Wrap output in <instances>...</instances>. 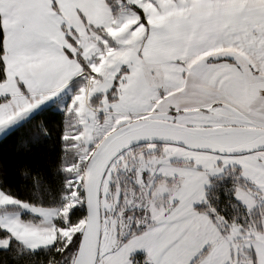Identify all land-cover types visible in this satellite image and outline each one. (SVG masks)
I'll return each instance as SVG.
<instances>
[{"label": "snow or ice", "instance_id": "1", "mask_svg": "<svg viewBox=\"0 0 264 264\" xmlns=\"http://www.w3.org/2000/svg\"><path fill=\"white\" fill-rule=\"evenodd\" d=\"M0 264H264V0H0Z\"/></svg>", "mask_w": 264, "mask_h": 264}]
</instances>
